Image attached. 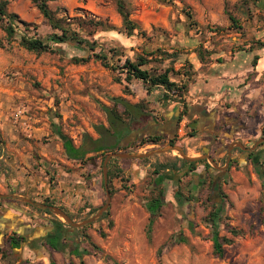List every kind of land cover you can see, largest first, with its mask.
<instances>
[{
	"label": "rangeland",
	"instance_id": "374dc122",
	"mask_svg": "<svg viewBox=\"0 0 264 264\" xmlns=\"http://www.w3.org/2000/svg\"><path fill=\"white\" fill-rule=\"evenodd\" d=\"M7 1L11 13L34 27L30 28L29 36L49 39L53 31L32 0ZM124 1L131 19L146 32L145 37L137 34L128 37L123 33V20L113 0H47L57 17L68 19L76 29L80 20L89 19L101 20L117 29L97 32L93 38L95 51L75 44L55 45L50 42L53 52L37 54L20 45V34L9 42L0 28V109H6L5 104H8L10 120L23 130L26 137L32 135L34 127L49 122L57 123L70 138L80 139L88 128L93 129L96 123L101 125L100 119L96 122L100 114L107 120L101 105L105 101L111 103V96L116 97L119 93L136 95L135 82H126L121 71L105 68L101 61L92 57L93 53L117 49L118 57L113 61L116 65L123 64L126 58L135 60L156 51L149 58V68L158 71L173 68L177 72L180 65L185 64L187 49L198 51L203 47L208 52L204 45L218 42L220 36L242 34V19H249L258 11L257 3L252 0ZM188 11L191 17L186 15ZM230 17L238 24L234 25ZM77 58L88 59V62L76 63ZM174 79L180 82L181 77L175 76ZM51 124L50 130H53ZM52 137V134L44 137L43 142L50 144ZM57 141L61 143V140ZM114 143L115 140L111 139L108 144ZM133 150L125 152L137 153L138 149ZM172 155L183 159L178 151ZM161 157L170 162L168 156ZM101 161L102 158L100 166ZM120 162V159L115 160L114 165L123 171ZM101 171L103 173V169ZM155 171L158 170H150L136 183L123 172V179L114 180L115 201L111 203L109 215L87 229V233L96 231L105 243L112 245L114 254H108L101 247L107 255L104 257L84 246L81 251L88 249L90 254L78 257L67 252L64 254L67 264H264V219L260 213V198H253L245 211L229 216L231 201L228 192L223 190L227 196L228 223L233 221L236 225L233 227L243 230L245 235L235 238L233 245L225 246V257L219 259L214 255L211 229L205 222L211 210L207 201L210 192L207 186L199 183V176L184 177L180 183L179 188L186 198L183 204L177 203L174 197L177 188L173 187L172 191L166 187L165 204L149 239V213L144 203L156 195L151 191L157 177ZM216 199L219 198L216 196ZM66 212L72 215L73 222H83V218H77L75 213ZM51 223L69 225L64 218L51 215L43 219L42 224ZM221 235L231 237L225 230ZM0 264L17 262L5 248L0 252Z\"/></svg>",
	"mask_w": 264,
	"mask_h": 264
},
{
	"label": "crops",
	"instance_id": "0c3cea01",
	"mask_svg": "<svg viewBox=\"0 0 264 264\" xmlns=\"http://www.w3.org/2000/svg\"><path fill=\"white\" fill-rule=\"evenodd\" d=\"M257 6L256 14L242 19V34L220 36L218 42L204 45L210 57L202 59L197 50L185 51V64L179 68L191 64L195 74L191 81L184 76L180 79L179 84H187L183 100L163 87L146 88L148 84L134 79L131 82H135L136 95L119 93L110 97L111 103L105 101L101 105L107 115L103 107L114 109L112 99L122 98L129 104V114L124 105H119L116 110L121 122L112 125L108 115L106 120L100 114L96 122L100 119L102 123H96L95 127H100L101 134L95 127L88 128L87 133L94 140L101 139L106 148L138 149L136 152L141 154L170 146L174 139L191 158L203 157L207 149L216 167L207 159L199 160L203 162L192 175L203 177L209 165L215 178L228 176L221 186L231 201L229 216L245 211L253 198L258 200L263 192L256 167L264 162V0H258ZM5 107L0 109V252L6 248L7 239L17 235L27 239L25 246L10 254L17 264H50L51 260L55 264H67L63 253L46 244L51 237L49 233L57 226L42 224L50 215L38 213L37 208H41L38 204L48 200L64 212L68 210L83 219L100 209L107 199L100 173L101 157L87 160L97 155L90 153L85 161L68 160L62 142L57 141L60 138L50 130L51 123L34 127L32 135L26 137L10 120L7 103ZM125 130L128 135L117 145V137ZM51 134V143L45 144L43 138ZM148 136L164 139L159 144L139 148V142ZM72 139L77 146L83 141V137ZM111 139L115 140L114 144H108ZM172 152L164 153L170 162L163 161L161 156L165 155L158 154L146 159H120L119 167L135 183L143 180L150 170H158L160 175H169L166 187L177 188L171 182L172 169L160 168L176 161ZM262 216L264 219V212ZM88 234L100 248L114 254L113 246L105 243L96 231Z\"/></svg>",
	"mask_w": 264,
	"mask_h": 264
},
{
	"label": "trees",
	"instance_id": "16d2710c",
	"mask_svg": "<svg viewBox=\"0 0 264 264\" xmlns=\"http://www.w3.org/2000/svg\"><path fill=\"white\" fill-rule=\"evenodd\" d=\"M33 3L36 5L44 19L48 22L52 29V33L47 41L37 37V36H29L30 28L33 27L28 23L22 21L20 17L9 11V1L7 0H0V28L5 32L6 38L9 42H11L14 38H16L17 34H20V45L29 52L42 54L53 52L52 46L50 42L55 45H62V44H75L77 46H84L91 51H95L96 43L94 42V36L99 31H117L115 27H112L108 23H105L101 20L96 19H89L87 21L80 20L78 22V29L74 28V24L68 19L65 18H58L56 13L53 12L48 5L47 0H32ZM115 1L118 9V13L122 17L123 20V33L128 36L132 37L134 35H140L145 37L146 32L142 31L141 26L131 19L130 13L128 12L126 3L124 0H113ZM257 3L258 0H252ZM245 11L244 9H242ZM188 17H191L189 11L186 13ZM230 20L234 23V25L238 24L237 21L233 17H230ZM34 28V27H33ZM200 52L201 58L205 59L206 57H210L211 54L205 52L203 47H200L198 50ZM160 52V51H157ZM156 51L152 53H148L145 57L139 56L137 59L132 60L126 58L123 64L118 63L115 65L113 61L115 58L118 57L117 49H111L108 52L104 53H93L92 57L96 58L97 60L101 61L103 66L107 69H110L114 72L121 71L125 75V81L130 83L132 80H140L145 82L149 85V87H163L166 89L170 94L173 96L180 98V101L183 100L184 94L187 89V84L175 81V76H184L187 80L193 78L195 72L193 71V66L191 64L185 65L184 69H180L179 71H175L173 68H167L163 71H158L149 68L151 64L149 58L155 55ZM76 63L88 62V59L77 58L75 59ZM166 99H169L168 96H165ZM114 104V109L109 107H103V110L107 113L108 118L112 125L117 122H121L122 118L117 112V107L119 105H124L126 107V111L129 114V104L122 98H114L112 99ZM184 103V102H183ZM187 112V107L185 105L184 114ZM131 114V113H130ZM182 117L179 118V122L181 121ZM54 133L60 138L66 158L71 161H85L88 154L93 153L97 154L94 157H91L87 160L95 159L96 157H101V169L103 168V162L111 152H121L125 151L120 147L117 148H106L101 143L100 140H94L93 137L85 133L83 135V141L80 146H77L73 139L69 136L65 135L61 129L58 127L57 123H52ZM104 128V127H103ZM96 131L100 132V127H95ZM106 130V129H105ZM109 132V130H106ZM126 131V130H125ZM124 132V131H123ZM127 131L123 133L122 136L117 137V145L127 136ZM162 136H148L143 138L138 147H145L147 145L152 144H159L163 141ZM179 142L174 139L170 141V146H178ZM116 153V152H115ZM119 159H112L109 162V181L108 187L110 190V194L113 197L115 194L114 191V180L118 178H122L123 171H120L118 167L114 165V161ZM203 161L197 162H189L181 158H177L170 166L167 164H163L160 166L162 170H166L171 168L170 174H175L173 180L174 185L177 186V191L174 195L177 203L183 204L186 201V198L183 196L181 191L180 183L184 177L191 176L195 171L198 170V166L202 164ZM263 163L258 164L256 167V172L258 177L262 183L263 192L260 198V213L264 212V167ZM187 168V169H186ZM211 167L208 165L206 167L205 175L203 177H199V183L201 185L207 186L210 196L207 199L208 203L210 204L211 210L207 214L205 218V222L208 227L211 229V236L210 240L213 244L214 255L219 258L223 259L225 257V246H231L235 243V238L239 236H244L245 232L241 229H237L231 226L228 223V216L226 210V201L227 196L224 195L222 190V183L228 180V176L223 178H215L213 174L210 173ZM229 173V169L226 171L227 175ZM156 178L153 181V192L156 194L155 197L146 199L144 203V207L149 213V220L147 225V235L148 238L151 239L152 228L157 221L158 217L160 216L161 210L165 204V194H166V186L168 182H170V178L168 174L160 175V171H155ZM103 189L105 190L104 182H102ZM216 196L219 198L216 199ZM192 199H189L191 201ZM107 201V199H106ZM104 202V204L106 203ZM44 205L55 207L53 203L49 202L48 200L44 201ZM103 204V205H104ZM102 205V206H103ZM101 208V207H100ZM40 212L46 213L48 215L55 216L51 211L45 210L43 208H37ZM100 209H96L91 211L89 216L83 221L87 220L91 216H93L97 211ZM108 209L101 219L107 217L110 213ZM65 211V210H63ZM68 216L73 219V217L68 213ZM99 219V220H101ZM98 222V221H97ZM97 222L84 226L82 228H74L71 225H56L55 223H51L57 226L52 232L49 233L51 235L50 238H47L46 244L50 247V249L54 251L61 252L66 254L69 252L70 255H76L78 257H82L83 255H89L90 251L88 249H84L81 251L82 247L87 246L92 249L94 253H100L104 257L105 252L95 244L90 235L87 233V229L95 225ZM113 225V224H112ZM225 230L228 234L231 235H221V231ZM103 236H105L103 234ZM27 244V239L25 237H18L17 235H13L9 237L6 241V250L7 254H11L14 250L20 249L22 246ZM86 248V247H85ZM6 253V252H4ZM160 254V253H159ZM50 264H55L53 260L50 261Z\"/></svg>",
	"mask_w": 264,
	"mask_h": 264
},
{
	"label": "water",
	"instance_id": "95a60500",
	"mask_svg": "<svg viewBox=\"0 0 264 264\" xmlns=\"http://www.w3.org/2000/svg\"><path fill=\"white\" fill-rule=\"evenodd\" d=\"M171 151H178L181 157L184 160L189 161V162H196L199 160L207 159L212 163V165L216 167L215 161L207 155V153L209 152L207 149L205 150V155L199 158L188 157L180 146H170L168 148L157 149V150H153V151H150L144 154H141V153H110L106 156L104 163H103V177H104V186L106 190L107 201L93 217L83 221L82 223H75L71 220V218L68 216L66 212H64L63 210L57 207H50L44 204H38V205L39 207L45 210L51 211L55 216L64 218L69 223V225L77 229L87 226L89 224L95 223L96 221H98L99 219L103 217L104 213L110 208L111 202H112V196L110 194V190L108 187V181H109L108 165H109L110 160L115 159V158L117 159H146V158H150L155 155H158V154L169 153ZM229 164H230V160L227 162V167L229 166ZM26 201L29 203H32L30 200H26Z\"/></svg>",
	"mask_w": 264,
	"mask_h": 264
},
{
	"label": "bare ground",
	"instance_id": "6f19581e",
	"mask_svg": "<svg viewBox=\"0 0 264 264\" xmlns=\"http://www.w3.org/2000/svg\"><path fill=\"white\" fill-rule=\"evenodd\" d=\"M176 153V152H175Z\"/></svg>",
	"mask_w": 264,
	"mask_h": 264
}]
</instances>
